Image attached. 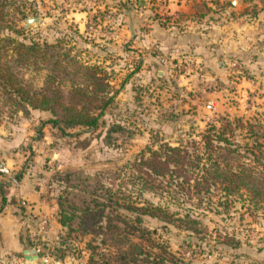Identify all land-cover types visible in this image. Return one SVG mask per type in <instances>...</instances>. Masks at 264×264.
<instances>
[{
	"label": "rangeland",
	"instance_id": "374dc122",
	"mask_svg": "<svg viewBox=\"0 0 264 264\" xmlns=\"http://www.w3.org/2000/svg\"><path fill=\"white\" fill-rule=\"evenodd\" d=\"M11 2L6 9L15 29L0 28V35L60 41L80 62L106 72L113 98L94 127L77 125L61 134L45 121L48 110L17 109L0 95V162L15 178L0 174L2 204L27 220L18 231L21 245L0 250V264H36L25 258L30 248L43 264H84L88 235L67 234L60 224L56 174L100 171L108 178L125 171L115 182L129 187V162L147 145L198 139L208 122L217 127L228 120V137L244 148L253 143L249 127H264V3ZM26 16L39 19L24 26ZM20 184L35 193L34 210L27 198L10 193ZM143 196L167 208L163 216L141 217L152 251H168L181 264H264V209L236 199L227 211L204 208L197 222L184 223L179 215L188 204Z\"/></svg>",
	"mask_w": 264,
	"mask_h": 264
},
{
	"label": "trees",
	"instance_id": "16d2710c",
	"mask_svg": "<svg viewBox=\"0 0 264 264\" xmlns=\"http://www.w3.org/2000/svg\"><path fill=\"white\" fill-rule=\"evenodd\" d=\"M10 4L0 0V28L15 29ZM0 95L17 109L48 110L45 121L61 134L77 125L94 127L113 98L106 72L80 62L60 41L23 42L6 35H0ZM228 123L208 122L198 139L145 146L129 162V187L115 182L125 171L108 178L100 171L56 174L60 224L67 234L88 235L84 264H181L168 251L148 248L153 242L141 217L163 216L167 208L144 192L188 204L179 215L184 223L197 222L204 208L227 211L236 199L264 209V127H249L253 143L241 148L228 137ZM4 197L0 190V210Z\"/></svg>",
	"mask_w": 264,
	"mask_h": 264
},
{
	"label": "crops",
	"instance_id": "0c3cea01",
	"mask_svg": "<svg viewBox=\"0 0 264 264\" xmlns=\"http://www.w3.org/2000/svg\"><path fill=\"white\" fill-rule=\"evenodd\" d=\"M10 193L27 198V200L31 201L28 206H31L34 210L35 205L32 203V200H36V195L33 191L24 189L20 184L15 191L12 190ZM26 221L23 215L14 212L12 204L6 203L2 206L0 210V250L4 247H10L12 250L18 249L19 245H21V239L18 233L19 227H22V224L26 223Z\"/></svg>",
	"mask_w": 264,
	"mask_h": 264
},
{
	"label": "water",
	"instance_id": "95a60500",
	"mask_svg": "<svg viewBox=\"0 0 264 264\" xmlns=\"http://www.w3.org/2000/svg\"><path fill=\"white\" fill-rule=\"evenodd\" d=\"M39 19V17L37 16H26L23 19L24 22V26H27L29 23H34L37 22V20ZM24 253H27L28 251L31 253V255H25V258H31L36 264H43V260H40L37 255L35 254V249L34 248H30L29 250H23Z\"/></svg>",
	"mask_w": 264,
	"mask_h": 264
},
{
	"label": "built area",
	"instance_id": "2783aa9c",
	"mask_svg": "<svg viewBox=\"0 0 264 264\" xmlns=\"http://www.w3.org/2000/svg\"><path fill=\"white\" fill-rule=\"evenodd\" d=\"M234 63V61L231 62L232 65H234ZM0 174L6 175L10 180L15 181V178L11 175L10 169L5 162H0ZM39 224L40 227H42L44 224V220L41 219Z\"/></svg>",
	"mask_w": 264,
	"mask_h": 264
}]
</instances>
